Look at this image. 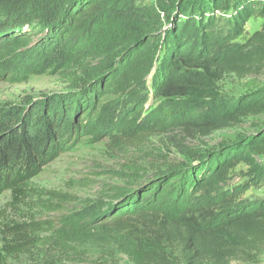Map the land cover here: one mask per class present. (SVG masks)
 <instances>
[{"label": "trees", "instance_id": "16d2710c", "mask_svg": "<svg viewBox=\"0 0 264 264\" xmlns=\"http://www.w3.org/2000/svg\"><path fill=\"white\" fill-rule=\"evenodd\" d=\"M7 2L0 3L1 29L48 26L49 34L72 51L60 69L69 90L76 92L66 101L71 100L66 111H83V132L104 90L117 97L115 103L145 100V105L150 95L158 101L141 121L147 131L179 130L207 138L264 118V88L251 84L248 93L234 98L220 89L225 76L246 79L263 70L264 0H156L143 8L135 6L136 0ZM9 11L15 17L4 13ZM255 17L263 20L261 30L240 43ZM92 58L101 62L91 67L81 60ZM143 107L124 124L135 123ZM40 116L34 125H18L14 119L0 124V195L10 193L16 203L28 198V183L78 140L73 121L59 129L58 117ZM254 127L253 134L204 151L177 143L186 160L171 163L145 184L120 188L111 214L94 224L72 222L69 229L78 241L94 245L103 259L261 264L264 198L244 199L251 187L264 182V119ZM131 131L120 133L129 138ZM241 165L248 168L243 174L248 180L235 184ZM90 225H97L96 233L87 230ZM10 229L21 231L19 226Z\"/></svg>", "mask_w": 264, "mask_h": 264}, {"label": "rangeland", "instance_id": "374dc122", "mask_svg": "<svg viewBox=\"0 0 264 264\" xmlns=\"http://www.w3.org/2000/svg\"><path fill=\"white\" fill-rule=\"evenodd\" d=\"M154 5L156 0H136L135 4L142 8ZM9 12L4 13L12 15ZM262 25V19H251L238 41L245 43ZM48 29V26H35L5 32L0 28V35L4 34L0 36V124L14 119L18 125H34L40 115L50 114L59 118V129L73 121L79 136L72 149L28 183L26 200L16 203L10 193L0 195V264H133L126 256L103 259L105 255L94 245L78 241L69 226L79 221L94 224L106 213L113 212L120 188L145 184L171 163L186 160L177 143L193 152L218 148L222 143L230 144L242 135L255 133L256 122L264 118L249 119L243 127L223 130L207 138L188 137L179 130L147 131L141 121L151 108L155 109L158 101L150 95L145 105V100L135 105L115 103L117 97L104 90L100 97L96 96L98 104H92L91 118L86 121L87 130L83 132L79 127L83 111L78 113L73 107L66 111L71 100L66 101L76 92L69 90L60 69L62 61L67 60L66 54L72 55V51L64 43L60 44V37L58 40L49 34ZM18 45L21 48L17 49ZM94 59L81 60L93 67L101 62ZM153 76L154 72L148 78L150 91ZM251 84L264 88V67L260 74L246 79L225 76L220 89L224 96L234 98L248 93ZM141 107L143 110L135 123L124 124ZM125 129H132L131 137L122 136L120 131ZM247 170L241 165L233 182L241 184L248 180L243 175ZM262 198L264 182L251 187L244 197L248 201ZM17 226L21 227L20 232L10 229ZM90 226L87 230L96 233L97 225ZM261 264H264V254Z\"/></svg>", "mask_w": 264, "mask_h": 264}]
</instances>
